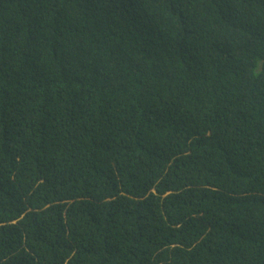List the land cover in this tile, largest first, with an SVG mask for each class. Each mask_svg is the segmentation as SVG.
Segmentation results:
<instances>
[{
    "label": "trees",
    "instance_id": "1",
    "mask_svg": "<svg viewBox=\"0 0 264 264\" xmlns=\"http://www.w3.org/2000/svg\"><path fill=\"white\" fill-rule=\"evenodd\" d=\"M0 264H264V0H0Z\"/></svg>",
    "mask_w": 264,
    "mask_h": 264
}]
</instances>
